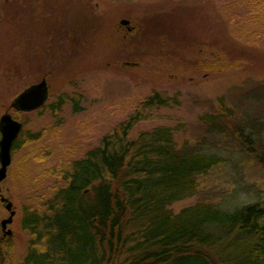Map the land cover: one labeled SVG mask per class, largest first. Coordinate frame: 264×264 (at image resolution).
Listing matches in <instances>:
<instances>
[{
  "label": "rangeland",
  "instance_id": "rangeland-1",
  "mask_svg": "<svg viewBox=\"0 0 264 264\" xmlns=\"http://www.w3.org/2000/svg\"><path fill=\"white\" fill-rule=\"evenodd\" d=\"M160 18L174 33H143L147 22L154 28ZM42 78L48 86L44 105L10 107L18 92ZM151 90L177 100L159 108L153 123L174 128L187 149L222 158L175 206L202 200L227 209L264 204V0H0V115L9 112L20 130L41 136L39 144L11 148L0 181V193L15 211L6 226L10 234L0 227V264L26 254L24 156L42 149L60 153L80 140L75 133L85 127L87 143H97L126 115L118 109L123 100ZM73 94L80 97L77 111ZM59 96L68 102L54 114L49 104ZM7 215L0 200V220Z\"/></svg>",
  "mask_w": 264,
  "mask_h": 264
},
{
  "label": "trees",
  "instance_id": "trees-1",
  "mask_svg": "<svg viewBox=\"0 0 264 264\" xmlns=\"http://www.w3.org/2000/svg\"><path fill=\"white\" fill-rule=\"evenodd\" d=\"M158 21L143 33H174ZM79 98H70L73 111ZM129 99L118 106L126 115L97 143H87L85 127L60 153L24 156L23 174L33 179L22 210L29 239L25 256L7 264H264V204L227 209L202 200L177 208L222 158L187 149L174 128L153 123L159 108L177 104L174 96L151 90ZM67 102L59 96L49 108L56 114ZM40 140L22 129L12 148Z\"/></svg>",
  "mask_w": 264,
  "mask_h": 264
},
{
  "label": "water",
  "instance_id": "water-1",
  "mask_svg": "<svg viewBox=\"0 0 264 264\" xmlns=\"http://www.w3.org/2000/svg\"><path fill=\"white\" fill-rule=\"evenodd\" d=\"M121 24H127L128 20L121 19ZM48 96V87L45 78L22 89L10 103V107L18 111H30L40 107ZM21 123L13 118L9 112L0 115V181L6 176L7 167L10 163L11 147L20 131ZM4 207L8 215L0 220V227L4 234H10L11 230L6 229L14 215L12 203L2 196Z\"/></svg>",
  "mask_w": 264,
  "mask_h": 264
},
{
  "label": "flooded vegetation",
  "instance_id": "flooded-vegetation-1",
  "mask_svg": "<svg viewBox=\"0 0 264 264\" xmlns=\"http://www.w3.org/2000/svg\"><path fill=\"white\" fill-rule=\"evenodd\" d=\"M12 147H13V145H12Z\"/></svg>",
  "mask_w": 264,
  "mask_h": 264
}]
</instances>
